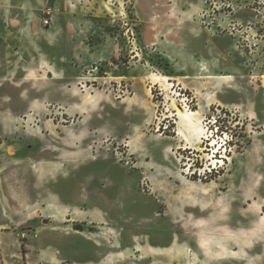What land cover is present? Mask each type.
<instances>
[{
    "label": "rangeland",
    "instance_id": "374dc122",
    "mask_svg": "<svg viewBox=\"0 0 264 264\" xmlns=\"http://www.w3.org/2000/svg\"><path fill=\"white\" fill-rule=\"evenodd\" d=\"M28 261L264 264V0H0V264Z\"/></svg>",
    "mask_w": 264,
    "mask_h": 264
},
{
    "label": "built area",
    "instance_id": "2783aa9c",
    "mask_svg": "<svg viewBox=\"0 0 264 264\" xmlns=\"http://www.w3.org/2000/svg\"><path fill=\"white\" fill-rule=\"evenodd\" d=\"M47 12H48V14L50 15L51 14V8H49L48 10H47ZM45 23L46 24H50V23H52V20L50 19V18H47V19H45ZM216 122H217V120H216ZM36 234V236L38 235V232L37 233H35Z\"/></svg>",
    "mask_w": 264,
    "mask_h": 264
},
{
    "label": "crops",
    "instance_id": "0c3cea01",
    "mask_svg": "<svg viewBox=\"0 0 264 264\" xmlns=\"http://www.w3.org/2000/svg\"><path fill=\"white\" fill-rule=\"evenodd\" d=\"M28 264H31V262H30V261H28Z\"/></svg>",
    "mask_w": 264,
    "mask_h": 264
},
{
    "label": "bare ground",
    "instance_id": "6f19581e",
    "mask_svg": "<svg viewBox=\"0 0 264 264\" xmlns=\"http://www.w3.org/2000/svg\"><path fill=\"white\" fill-rule=\"evenodd\" d=\"M188 147H189V146H188ZM188 147H187V148H188ZM223 163H224V161H223Z\"/></svg>",
    "mask_w": 264,
    "mask_h": 264
}]
</instances>
